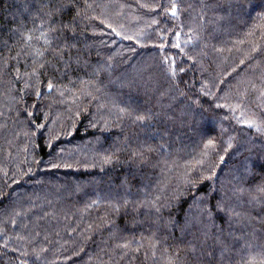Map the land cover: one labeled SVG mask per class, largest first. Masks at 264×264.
Here are the masks:
<instances>
[{
	"label": "trees",
	"instance_id": "obj_1",
	"mask_svg": "<svg viewBox=\"0 0 264 264\" xmlns=\"http://www.w3.org/2000/svg\"><path fill=\"white\" fill-rule=\"evenodd\" d=\"M172 2L0 0V264H264L261 0Z\"/></svg>",
	"mask_w": 264,
	"mask_h": 264
},
{
	"label": "snow or ice",
	"instance_id": "obj_2",
	"mask_svg": "<svg viewBox=\"0 0 264 264\" xmlns=\"http://www.w3.org/2000/svg\"><path fill=\"white\" fill-rule=\"evenodd\" d=\"M259 6H260L262 9H264V0H261V3H260ZM167 11H170L171 14H172L173 16H177V15L179 14V5H178L177 3H175V0H173V2L171 3L170 8L167 9ZM262 15H264V13H262ZM117 35H119V33H117ZM126 38H127V37H126ZM28 39H31V37L29 36ZM176 46L179 47V45H176ZM181 71H183V69H181ZM171 74H172L173 76H175L176 73H175V69H174V68L171 69ZM48 87L51 88L52 85L49 84ZM204 94L207 95L208 93H204ZM218 107H219V105H218ZM122 111H124V110L122 109ZM133 119H134V121H143V120L147 119V117L144 116V115H139V114H138V115H135V116L133 117ZM250 126H253L252 123H250ZM257 130H258V131L260 130V129H259V126H257ZM209 143H211V141H209ZM110 160H111L110 157H105V162H110ZM125 203H127V201H125ZM221 204H222V202L217 203V205H215V207H216L218 210L223 211V208L221 207ZM157 210H158V209H157ZM206 211H208V214L211 215V209H206ZM5 247H7L6 244H5ZM121 247H123V248L126 249V248L129 247V245H128V244H123V245H121ZM137 250H138V249H137ZM45 251H47V249L41 248V249L39 250V252H36V253H35V255H36V259L39 260V259H40V253L45 252ZM170 264H171V262H170Z\"/></svg>",
	"mask_w": 264,
	"mask_h": 264
},
{
	"label": "rangeland",
	"instance_id": "obj_3",
	"mask_svg": "<svg viewBox=\"0 0 264 264\" xmlns=\"http://www.w3.org/2000/svg\"><path fill=\"white\" fill-rule=\"evenodd\" d=\"M114 15V14H113ZM114 18H116L117 17V15H115V16H113ZM180 170H182V169H180ZM180 173H181V171H180Z\"/></svg>",
	"mask_w": 264,
	"mask_h": 264
}]
</instances>
